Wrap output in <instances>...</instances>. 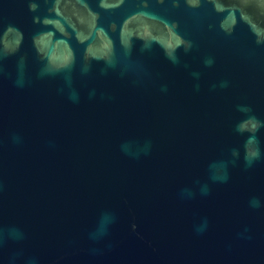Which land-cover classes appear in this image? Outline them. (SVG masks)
Instances as JSON below:
<instances>
[{
  "label": "water",
  "instance_id": "obj_1",
  "mask_svg": "<svg viewBox=\"0 0 264 264\" xmlns=\"http://www.w3.org/2000/svg\"><path fill=\"white\" fill-rule=\"evenodd\" d=\"M0 264H264V0H0Z\"/></svg>",
  "mask_w": 264,
  "mask_h": 264
}]
</instances>
